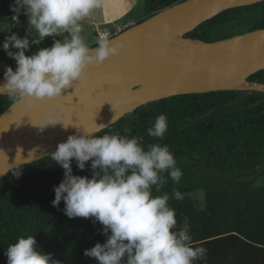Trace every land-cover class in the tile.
Here are the masks:
<instances>
[{"label":"trees","instance_id":"obj_1","mask_svg":"<svg viewBox=\"0 0 264 264\" xmlns=\"http://www.w3.org/2000/svg\"><path fill=\"white\" fill-rule=\"evenodd\" d=\"M143 1V15L135 22L182 0ZM13 3L0 0V20L15 16L10 10ZM257 28H264V0L225 9L184 37L215 41ZM11 67L15 70L13 63ZM247 80L264 83V69L251 73ZM12 102L0 94V113ZM160 114L168 120L163 139L147 134ZM125 128L145 146L166 144L182 170L178 184L169 179L161 193L153 195L166 192L175 209L177 230L186 228L192 244L207 249L206 260L195 264H264V92L173 95L135 108L97 134L124 135ZM89 164L81 171L73 163V174L90 177ZM62 179L63 170L51 155L0 177V264H7L8 245L27 235L35 236L37 247L52 253L61 264H97L84 251L105 242L98 231L102 225L91 218L67 217L63 201L52 205L54 186ZM173 190L183 199L171 198ZM198 192L202 206L191 197Z\"/></svg>","mask_w":264,"mask_h":264},{"label":"clouds","instance_id":"obj_2","mask_svg":"<svg viewBox=\"0 0 264 264\" xmlns=\"http://www.w3.org/2000/svg\"><path fill=\"white\" fill-rule=\"evenodd\" d=\"M102 0H14L10 10L18 17H27L24 37L15 33L5 36L0 45L16 63L15 70L5 66V83L0 93L13 103L24 101L27 107L62 96L74 82L86 78L88 66H99L111 55H117L121 45L109 46L107 39L99 40L95 51L81 35V21ZM33 30L40 38L52 37V45L38 48L25 55L34 45ZM29 37H32L30 40ZM59 37L60 39H57ZM11 49H16L12 51ZM111 123V122H110ZM65 125L47 115L42 124H33L38 131L49 126ZM103 124H95V132L76 127L56 146L51 160L63 170V179L54 186L52 205L64 202V214L69 218H91L99 222V233L105 242H97L84 251L97 264H195L206 260L207 249L194 246L186 228L177 230L175 209L169 205L170 196L161 189L170 179L179 183L182 170L169 147L160 143L146 146L141 138L103 134ZM168 130L165 114H160L147 129L150 137L163 139ZM89 164L91 176L73 174V163L83 171ZM19 175L18 171L13 172ZM167 174V175H165ZM176 200L183 195L173 190ZM7 264H61L52 253H44L36 245L35 236H20L5 251Z\"/></svg>","mask_w":264,"mask_h":264},{"label":"water","instance_id":"obj_3","mask_svg":"<svg viewBox=\"0 0 264 264\" xmlns=\"http://www.w3.org/2000/svg\"><path fill=\"white\" fill-rule=\"evenodd\" d=\"M259 1L182 0L104 38L109 46L121 45L118 54L88 66L86 78L61 97L30 108L24 101L12 102L0 113V177L51 155L76 127L81 134L95 132V124L110 126L150 101L215 90L264 92V83L247 80L264 69V28L215 41L184 37L225 9ZM5 82L1 75L0 85ZM47 115L70 125L38 131L34 125Z\"/></svg>","mask_w":264,"mask_h":264},{"label":"crops","instance_id":"obj_4","mask_svg":"<svg viewBox=\"0 0 264 264\" xmlns=\"http://www.w3.org/2000/svg\"><path fill=\"white\" fill-rule=\"evenodd\" d=\"M105 2L104 0H102L101 3V7L94 9L95 11V15L91 12L87 17H85L82 21L81 24L83 26V31L81 33V35L84 37L85 42L87 43V45L90 47L94 44H96L99 40H102L106 37H109L111 35H113L114 33L120 31L121 29L127 27L128 25H131L132 23H135L137 18L134 17H130L129 16V11L131 10V5H129L128 3H126L124 5V2L122 0H119L118 5L116 6V4L111 0V4L110 7H106V5H104ZM98 11L100 12V14L98 13ZM97 14H99V17L96 16ZM25 16V15H24ZM129 16V17H128ZM121 17H126L124 21L121 22V24H117L116 27L112 26V22L116 21L117 19H120ZM10 20V22L13 20L17 23H21V24H27V23H22V17L18 16V17H12V18H8ZM20 19V21H19ZM12 26V24H11ZM21 30H27L24 26H20ZM86 27H89L90 29V34H91V40H90V36H85L84 35V29ZM110 32V33H109ZM18 36L21 37V32L18 33ZM33 36H34V45H32V47L30 48L29 51H26L27 54L33 52L34 49H38V45L40 44H48L47 47H50L52 45V37H46L41 43H40V38L38 37V35H36V33L33 30ZM29 39L31 40L32 37H29ZM57 39H60L59 37H57Z\"/></svg>","mask_w":264,"mask_h":264},{"label":"rangeland","instance_id":"obj_5","mask_svg":"<svg viewBox=\"0 0 264 264\" xmlns=\"http://www.w3.org/2000/svg\"><path fill=\"white\" fill-rule=\"evenodd\" d=\"M105 2L104 5H106V7H110V4H111V0H104ZM116 6L118 5L119 3V0H112ZM124 2V5L126 3H128L129 5H131V10L129 11V16L131 17H134V18H137L139 15H143V4H144V1L143 0H122ZM92 13L95 15V11L93 10ZM98 13L100 14V12L98 11ZM99 14H97L96 16L99 17ZM128 16V17H129ZM22 17V23H26L27 21V17L24 16V14L21 16ZM126 17H121L120 19H117L116 21H113L112 22V26L113 27H116L117 24H121L122 21L125 20ZM20 21V19H19ZM11 25V22L8 18H5V19H1L0 20V45H2L4 39H5V36L7 35H11L12 33H15L18 35L19 32H21V37H24L26 35V32L27 30H21V27L20 26H24L25 28L27 27V24H21V23H17L13 20V23H12V26ZM17 27V28H15ZM27 29V28H26ZM110 33V32H109ZM84 35L85 36H90V40L92 39L91 38V34H90V29L89 27H86L84 29ZM48 46V44L44 43V44H40L38 45V48H46ZM12 51H16V49H11ZM36 51V49L33 50L32 53H34ZM25 55H31V53L27 54L25 53ZM11 63H13L14 65V69L16 67V63L13 59L9 58L5 51L3 50L2 47H0V76L3 75L4 73V69H5V66H11ZM191 197H193L195 200H197L198 202V205L199 206H202V195L200 192L198 193H194L191 195Z\"/></svg>","mask_w":264,"mask_h":264},{"label":"bare ground","instance_id":"obj_6","mask_svg":"<svg viewBox=\"0 0 264 264\" xmlns=\"http://www.w3.org/2000/svg\"><path fill=\"white\" fill-rule=\"evenodd\" d=\"M67 91H68V89H67V90H65V91H64V93H66Z\"/></svg>","mask_w":264,"mask_h":264}]
</instances>
